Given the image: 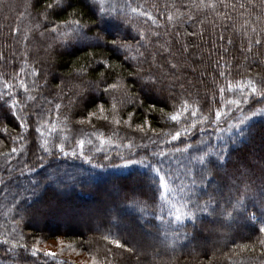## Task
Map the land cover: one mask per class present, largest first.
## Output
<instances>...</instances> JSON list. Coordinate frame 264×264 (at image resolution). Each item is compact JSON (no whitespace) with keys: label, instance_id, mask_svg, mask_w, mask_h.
<instances>
[{"label":"trees","instance_id":"trees-1","mask_svg":"<svg viewBox=\"0 0 264 264\" xmlns=\"http://www.w3.org/2000/svg\"><path fill=\"white\" fill-rule=\"evenodd\" d=\"M114 2L121 4L123 0ZM132 2L133 6L139 3L154 14L159 11L161 15L166 11L163 8L165 3L175 2L177 6L188 4L190 14L196 20L203 21L202 24L187 22L180 27L181 35L178 37L172 35L177 29L170 26L167 28L169 34H165L164 28L153 29L161 33L160 42L171 41V51L176 55L169 58L174 61L178 59L184 65L177 74L180 79L166 75V64L164 68L157 67V64L164 63L163 57L157 55L156 63L152 62V54L161 51L157 48L154 37H149L152 43L141 48L144 56L135 62L125 60L122 53L111 51L103 43L95 45L97 30L106 26L94 23L92 16L83 6L84 0H71V3L80 12V18L86 25L87 41L67 47L59 43V38L54 33L45 30L43 20L40 21L39 28L35 27L38 15L43 11L41 7L35 6L36 0H0V54L4 56V59L0 60V81L6 79L12 83V92L28 105L18 115L24 117V122L30 126L17 128V121L12 115H6L7 109L0 111V117L4 118L0 120V140L3 141L0 143V152L7 153L12 146H17L13 144V138L34 135L33 129L37 126L34 121L38 119L34 112L43 106L44 109L53 110L52 123L56 124L58 129L57 133H53V137L67 136L66 147L69 151L77 147L75 141L84 139V151L91 159V163H86L81 158H66L57 151L55 157L45 159L44 168L34 169L33 176L18 177L9 181L15 187L17 179L21 184L27 185L29 179L39 181L49 175L56 177L55 184L47 185L46 195L24 204L25 208L30 209L26 215L22 211L13 210L11 197L5 200L4 193H0V238H4L15 228L17 233L24 234L30 246L40 247L42 243L61 241L65 245V252L69 253L67 258H63V264H92L94 258L103 261L106 255L110 264H264V245H261L257 238L261 234H253L247 227L228 220L201 225L203 231L199 236L182 240L175 246L163 243L162 234L158 235L153 229L152 235L147 237L160 246L137 244L138 253L116 248L114 243L103 238L111 233L112 237L120 238L121 243H136L133 236L141 233L140 224L136 220L138 214L122 207L125 195L122 189L130 182V173L135 175L143 170L112 168L111 161L123 163L118 154L129 156V144L132 145L131 154L137 156L150 154L153 150L159 152L161 147L170 152L171 145L164 143V136L172 131L174 126L167 122L164 113L171 111L170 105L176 103V97L187 99L190 107L199 106L207 112L210 107H224L220 88L226 89V101L239 98L238 92L227 90L229 83L236 88L248 79H264V44H253L250 53L241 51L247 44L248 37L257 35L258 38H264V32L261 31L264 29V8L259 0H254L255 7H252L248 0H232L237 3L236 9L218 6L215 11L191 7V0ZM196 3L198 4L199 0H196ZM239 3H244L245 9L239 8ZM153 4L159 5V8H152ZM71 11L72 9H69V12ZM181 11L189 12V9L181 8ZM71 18L67 13L50 15L48 26L51 27L53 21L63 24ZM129 20L130 24L125 22L122 25V33L128 30L130 36H136L137 28L149 31V24L144 23L142 17L129 13ZM160 22L164 23V20L161 19ZM17 27L20 29L18 34L14 32ZM251 27H255L257 33H251ZM41 32L44 33L43 36L40 35ZM107 32L114 33L115 29L108 27ZM25 35L28 37L26 41L23 40ZM220 36L224 39L221 40ZM229 39L233 41L232 44L227 43ZM132 43L135 44V41ZM183 45L187 46L186 52L182 51ZM133 54L136 53L129 55ZM167 55L165 53V56ZM100 60H106L110 66L105 68L98 63ZM136 67L140 68L139 75L156 76L161 81L159 88L163 90L164 96L169 97V107L164 108V113L160 111L164 107L160 92H149L141 88L135 73ZM33 68L40 72V77L32 76ZM192 68L196 71L193 72ZM101 71L105 73L104 77L100 76ZM219 72H224L225 75L220 76ZM21 80L29 86L27 94L20 88ZM34 80L37 81L38 90L32 88ZM114 82L121 85L119 90L104 93L103 88ZM181 84L184 85L183 88L180 87ZM0 90H4L2 82ZM5 95L7 96V91ZM29 95L37 99L28 101ZM113 102L116 103L114 112ZM56 104L61 105L60 121L56 120ZM100 104L104 105V115L108 116V120L100 119ZM129 113H135L131 118V127L124 122ZM65 115L68 117L66 123ZM85 117L88 119H84ZM81 119H84L83 124L79 123ZM89 119L91 123L88 122ZM114 119L120 120L121 123H112ZM145 119L150 122L151 129L145 125L144 131L141 132L138 125ZM262 132L264 127L257 124V152L262 151ZM101 134L107 143H101ZM35 135L39 144L43 138ZM153 140L159 141V146L152 143ZM31 148L32 143L29 140L27 149ZM29 150L19 158L21 166L26 162L35 163ZM105 156L111 160L105 159ZM12 163H17L16 157ZM97 163L108 167H93ZM172 163L177 169L180 168L177 161ZM0 165H3L2 156ZM0 176L7 179L3 167H0ZM182 197L183 193L178 189L169 198L176 208H180ZM172 211L175 212L176 209ZM117 212V221L113 223L111 219ZM21 215H24L23 220ZM33 218L41 219V224L35 226ZM122 223L127 224L129 230H123ZM86 224L87 226H84ZM185 225L191 231L190 222L185 220ZM230 227H233V230ZM243 231H247L245 235ZM6 247L8 246L0 244V264H13L12 255H5ZM16 259L22 264L20 257ZM39 264L60 263L54 258L40 255Z\"/></svg>","mask_w":264,"mask_h":264},{"label":"snow or ice","instance_id":"snow-or-ice-1","mask_svg":"<svg viewBox=\"0 0 264 264\" xmlns=\"http://www.w3.org/2000/svg\"><path fill=\"white\" fill-rule=\"evenodd\" d=\"M248 2L252 7H255L254 0H248ZM259 2L264 8V0H259ZM35 6L43 9L38 15L35 27L39 28L41 26L40 21L43 20L45 30L54 33L59 38L61 45L67 47L87 41L86 25L82 22L80 12L76 10L71 0H36ZM83 6L92 16L94 23L106 26L97 30L94 38L95 45L103 43L111 51L122 53L125 60L135 62L139 57L144 56L141 48L152 43L149 37H154L157 42L156 46L161 51L152 54V62L156 63L157 55L163 57L164 63L157 64V67L164 68L166 64L168 69L166 75L180 79L177 74L184 65L178 59L174 61L169 58L176 55L171 51V41L160 42L161 33L153 29L164 28L165 34H169L167 28L170 26L177 29L172 35L178 37L181 35L180 27L187 22L195 21L202 24V20H196L190 14V5L181 4L177 6L175 2L165 3L163 8L166 11L163 15L159 11L154 14L149 8H145L139 3L133 6L132 0H123L121 4H117L114 0H84ZM218 6L221 8L231 7L234 10L237 3L232 2V0H199L197 4L196 0H191V7L197 9L215 11ZM151 7L159 8V5L153 4ZM245 7L244 3H239V8L245 9ZM181 8L189 9V12H183ZM69 9L72 11L69 12ZM64 13L69 14L72 18L63 24H56L53 21L51 22L52 26H48L50 15ZM129 13L133 16L142 17L144 23L149 24V31H142L137 28L136 36H130L128 30L122 33L120 31L122 25L125 22L130 24ZM161 19L164 20V23L160 22ZM108 27L114 28L115 32H107ZM19 31L18 27L14 29L17 34ZM250 31L254 34L257 33L255 27H251ZM261 31L264 32V29ZM101 33H106V35ZM188 34L192 35L193 33ZM40 35L43 36L44 33L41 32ZM27 39L28 37L25 35L23 40L26 41ZM220 39L223 40L224 37L220 36ZM133 41L135 44L132 43ZM89 43L92 46L91 42ZM227 43L232 44L233 41L229 39ZM253 44L256 46L264 44V38H258L257 35L248 37V42L241 48V51L252 52ZM182 51H187L186 45L182 46ZM130 53L136 54L129 55ZM165 53L168 55L165 56ZM3 59L4 56L0 54V60ZM98 63L105 68L110 66L106 60H100ZM192 71L195 72L196 69L192 68ZM135 73L141 88L149 92H160L161 103L164 106L160 111L164 113V108L169 107V97L164 96L163 90L159 88L161 81L156 76L139 75V67L135 68ZM129 74L132 75L131 72ZM40 75L39 71L35 68L32 69L33 77H40ZM104 75L105 73L101 71L100 76L104 77ZM218 75L224 76L225 73L219 72ZM0 82L4 86V90H0V111L6 108V115H12L13 119L17 121V128L30 127L24 122L25 118L18 115L28 105L24 104L18 95L12 92L14 87L12 83L6 79ZM120 87L121 85L116 82L107 84L103 88V92H115ZM180 87L183 88L184 85L181 84ZM20 88L26 94L29 92V86L24 80L20 81ZM32 88L38 90L37 81L32 82ZM227 90L234 93L238 92L239 98L225 101L226 89L220 88L221 102L224 107H210L207 112L199 106L190 107L187 99L176 97V103L170 105L171 111L164 113L167 122L174 126L173 130L164 136V143L171 145L170 152L161 147L159 152L153 150L150 154L137 156L131 154L132 145L129 144V156L125 157L118 154L119 160L123 163L111 161V167L114 169L135 168L143 170L142 173L138 172L135 175L130 173V182L122 189L125 194L122 207L138 214L136 220L140 224L141 235L151 236L152 230L155 229L158 235L162 234L163 243L175 246L182 240L199 236L203 231L201 225L206 226L228 220L247 227L253 234H261L257 238L259 243L264 245V132L260 135L262 151L257 152L255 148L257 124L264 127V79H248L236 88L229 83ZM5 91H7V96ZM35 99L37 98L31 95L27 96L28 101ZM113 99L115 101V97ZM20 105L23 107H18ZM150 107L154 108L155 105H150ZM60 108V104L55 105L54 111L57 121H60ZM98 109L100 119L108 120V116L104 115V105H98ZM112 110L113 112L116 110L115 102L112 104ZM52 111L51 109H44L43 106L35 110L34 115L38 119L34 121L37 125L33 129L34 135L32 137H15L13 144L17 146H12L7 153L0 152V156L3 157V165L0 167H3L7 173V179L0 176V193H4L5 200L11 197L12 209L22 211L25 215L30 209L25 208L24 204L46 195L48 192L47 185L55 184L56 177L49 175L39 181L29 179L27 185L21 184L17 179L15 187L9 181L18 177L33 176L34 169L44 168L45 159L55 157L57 151L66 158L71 156L91 163L89 155L84 151V139L75 141L77 147L69 151L66 147L67 136L53 137V133H57L58 129L56 124L52 123ZM133 115L135 113H129L128 119L124 121L130 127ZM2 119L4 118L0 117V120ZM67 119L68 117L65 115V123ZM84 119L88 118L85 117ZM84 119H81L79 123L83 124ZM88 122L91 123V120L89 119ZM112 123L119 125L121 121L114 119ZM145 125L151 129L150 122L145 119L138 125V130L143 132ZM35 134L43 138L39 144ZM5 135H7V130H5ZM99 139L101 143H107L102 134ZM29 140L32 143L30 150L27 149ZM0 143L3 141L0 140ZM152 143L159 146L157 140H153ZM26 150L31 151L35 163L26 162L21 166L19 158L23 156ZM14 157L17 158L15 165L12 163ZM105 159L111 160L107 156ZM172 161H177L180 168L177 169ZM93 167L106 168L108 165L97 163ZM178 189L183 193L180 208H176V205L169 198ZM174 208L176 209L175 212L172 211ZM20 218L23 220L24 215H21ZM117 218L118 212L112 217L111 222H116ZM185 220L190 222L191 231L185 225ZM257 222H259L258 226ZM103 238L114 243L116 248L129 253H138L137 244L139 241L121 243L120 238L112 237L111 233ZM0 244L8 246L5 249V255H12L13 264H20L16 257L21 258L22 264H39L40 248L35 245H28L24 234L22 232L17 233L15 228L11 229L4 238H0ZM43 256L55 258V253L44 252ZM92 264H110V261L106 255L103 261L94 258Z\"/></svg>","mask_w":264,"mask_h":264},{"label":"rangeland","instance_id":"rangeland-1","mask_svg":"<svg viewBox=\"0 0 264 264\" xmlns=\"http://www.w3.org/2000/svg\"><path fill=\"white\" fill-rule=\"evenodd\" d=\"M95 209V208H94ZM93 209V210H94ZM79 220V218H78ZM82 221V219L80 220ZM33 222H34V225L35 226H39L41 224V219L38 220L36 218H33ZM84 226H87L84 225ZM121 228L124 230V229H128L129 227L127 226V224L125 223H122L121 224ZM227 228V227H225ZM231 228V227H230ZM233 230V227L231 228ZM80 230L83 231V229L80 228ZM129 230V229H128ZM244 232V231H243ZM247 231H245L243 234L245 235ZM133 238L135 239L134 241L137 242L139 241L138 244H150V245H153V246H160L158 243H156L155 241L151 240L150 238H148L147 236H143L141 235V233H136L135 236H133ZM198 244V243H197ZM65 245H63V243H61V241H51V242H48V243H42L40 245V250H41V256H43V253L44 252H52V253H55V260H58L60 264H63L62 262L64 261L63 258H67L69 253H66L65 252V248H64ZM197 246V245H195ZM60 256V257H59ZM45 257V256H43ZM51 258V257H50ZM62 259V260H61ZM79 263V262H78ZM80 264H86V263H80Z\"/></svg>","mask_w":264,"mask_h":264}]
</instances>
